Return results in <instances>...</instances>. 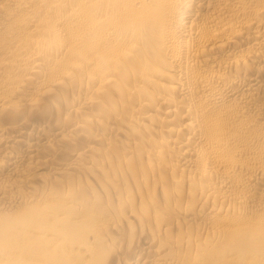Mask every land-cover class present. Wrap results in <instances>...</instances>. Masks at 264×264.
Here are the masks:
<instances>
[{
	"label": "bare ground",
	"instance_id": "obj_1",
	"mask_svg": "<svg viewBox=\"0 0 264 264\" xmlns=\"http://www.w3.org/2000/svg\"><path fill=\"white\" fill-rule=\"evenodd\" d=\"M0 264H264V0H0Z\"/></svg>",
	"mask_w": 264,
	"mask_h": 264
}]
</instances>
